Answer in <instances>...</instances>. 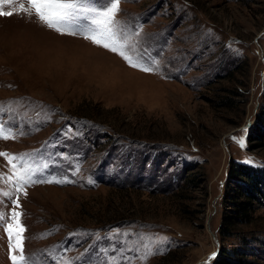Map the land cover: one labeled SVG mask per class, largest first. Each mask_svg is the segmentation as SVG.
I'll return each instance as SVG.
<instances>
[{"label": "rangeland", "instance_id": "1", "mask_svg": "<svg viewBox=\"0 0 264 264\" xmlns=\"http://www.w3.org/2000/svg\"><path fill=\"white\" fill-rule=\"evenodd\" d=\"M117 19L141 26L139 47L162 72L133 69L34 16L0 17V102L16 113L0 120L24 133L0 139V151L67 153L80 162L74 174L60 160L75 183L20 194L25 255L60 264L49 255L55 249L81 264L74 258L94 239L86 231L103 237L122 227L168 238L167 251L147 264H220L230 249V264H264V206L242 227L245 241L219 233L232 161L264 167V146L249 139L264 105V0H121ZM69 125L82 135L66 138ZM0 174H11L3 157ZM12 187L0 180V191ZM12 207L0 195V211ZM3 228L0 264H11Z\"/></svg>", "mask_w": 264, "mask_h": 264}, {"label": "snow or ice", "instance_id": "2", "mask_svg": "<svg viewBox=\"0 0 264 264\" xmlns=\"http://www.w3.org/2000/svg\"><path fill=\"white\" fill-rule=\"evenodd\" d=\"M121 0H27V7L19 0H0V17H11L16 13L26 14L29 19L33 16L39 25L46 27L60 35L79 36L94 46L101 47L118 55L129 67L144 73H160V61L156 59L147 48L139 47L140 25H130L127 21L117 19L120 11ZM8 6L10 10H5ZM230 47V45H229ZM15 103H19L16 101ZM0 113H7L9 119L16 117L15 109L9 103L7 107L0 102ZM50 120L51 115L45 116ZM90 123V122H86ZM24 135L11 131V124L0 120V139H16ZM82 135L77 129L72 131L69 125L65 132L66 138ZM232 139L245 146L244 138L233 136ZM10 166L11 174H0V180L11 183L10 190L0 191V195L8 198L13 205L8 213L0 211V225H3L7 235V255L11 264H36L33 256H26L24 252V233L26 228L21 221L23 213L19 210L20 194L27 195L26 187L35 184L65 185L75 183L68 175H62L60 160L68 162V167L74 174L80 171V162L73 165V157L67 153H49L44 155L40 150L23 153H9L0 151ZM246 163L252 164V158H247ZM89 184L94 181L89 179ZM50 234L46 233L45 235ZM89 238H94L85 252L75 261L83 264L84 257L92 253V258L87 264H147L153 255L164 254L167 251V237L158 234L137 231L133 234L130 228H110L102 237L99 230L85 232ZM107 241L105 243L104 241ZM49 255L60 264H73V260L57 256L55 249H50ZM129 253H133L130 255ZM215 256V253L212 254ZM211 259V257H210Z\"/></svg>", "mask_w": 264, "mask_h": 264}, {"label": "trees", "instance_id": "3", "mask_svg": "<svg viewBox=\"0 0 264 264\" xmlns=\"http://www.w3.org/2000/svg\"><path fill=\"white\" fill-rule=\"evenodd\" d=\"M234 91L238 92L236 88ZM224 105L230 106L231 103L226 99ZM257 115L255 130L249 134V139L259 141L260 143L257 145L264 146V105L259 109ZM224 198L226 210L219 225L221 238L237 237L245 241L242 227L250 225L258 218L256 212L264 206V167L232 161ZM233 251L230 249L221 252V255H226L225 260L221 261L220 264H230L227 255ZM245 263L242 261L238 264Z\"/></svg>", "mask_w": 264, "mask_h": 264}]
</instances>
